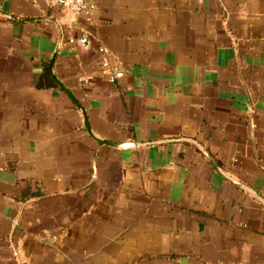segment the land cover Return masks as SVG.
Wrapping results in <instances>:
<instances>
[{"label":"crops","instance_id":"obj_1","mask_svg":"<svg viewBox=\"0 0 264 264\" xmlns=\"http://www.w3.org/2000/svg\"><path fill=\"white\" fill-rule=\"evenodd\" d=\"M89 3L0 0V264H264V203L151 144L264 199V0Z\"/></svg>","mask_w":264,"mask_h":264},{"label":"water","instance_id":"obj_2","mask_svg":"<svg viewBox=\"0 0 264 264\" xmlns=\"http://www.w3.org/2000/svg\"><path fill=\"white\" fill-rule=\"evenodd\" d=\"M61 41H62V38L60 37L59 38V46H58V49L60 48V45H61ZM53 60L54 58L50 61V64H49V69L52 73V66H53ZM52 77L55 81V83L70 97L71 101L75 104L76 108L81 112L82 116H83V119H84V122H85V126H86V129L88 131V133L92 136V132L89 128V125L87 124V120L85 118V114L82 110V108L80 107V105L78 104V102L75 100V98L71 95V93L62 86V84L54 77V75L52 74ZM94 139L99 143V144H105V145H109V146H113L115 145L114 143L112 142H109V141H106V140H99L98 138H95ZM181 141H186V142H190L192 144H195L197 147L200 148V150L203 152V154L208 158V160L212 163V165L214 166V168L216 169V171L223 177L225 178L227 181L231 182L232 184L238 186L240 189H242L244 192H246L248 195H250L251 197H253L254 199H256L257 201L259 202H262L264 203V199L261 198L260 194L258 192H255L254 190H252L251 188H249L248 186L240 183L239 181L231 178L230 176H228L227 174H225L223 172V170H221L217 165L216 163L214 162V160L208 155V153L204 150V148L202 146H200L197 142H195L194 140L192 139H188V138H172V139H167V140H161V141H157V142H153L151 144H164V143H174V142H181ZM150 144V143H149ZM129 144H127L128 146ZM131 145V144H130ZM138 145H141V146H145L146 144H138ZM116 146L119 147V145L116 144ZM122 146V145H121ZM125 146V145H124Z\"/></svg>","mask_w":264,"mask_h":264},{"label":"built area","instance_id":"obj_3","mask_svg":"<svg viewBox=\"0 0 264 264\" xmlns=\"http://www.w3.org/2000/svg\"><path fill=\"white\" fill-rule=\"evenodd\" d=\"M49 5L72 12L74 14H83L87 21L90 20L91 11L93 6L89 3V0H47ZM86 42L85 39L80 40L81 44ZM122 77V73H116L114 79Z\"/></svg>","mask_w":264,"mask_h":264},{"label":"trees","instance_id":"obj_4","mask_svg":"<svg viewBox=\"0 0 264 264\" xmlns=\"http://www.w3.org/2000/svg\"><path fill=\"white\" fill-rule=\"evenodd\" d=\"M43 76H45L48 80H50V78H49V72H48V69H47L46 66L44 67ZM51 82H52V81H51ZM44 85H45V84H43L42 82H40L38 86H40V87H44Z\"/></svg>","mask_w":264,"mask_h":264}]
</instances>
